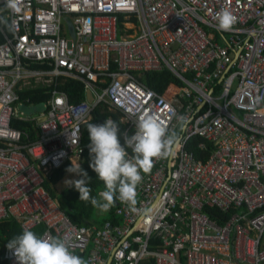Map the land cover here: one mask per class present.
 <instances>
[{"label": "built area", "instance_id": "obj_1", "mask_svg": "<svg viewBox=\"0 0 264 264\" xmlns=\"http://www.w3.org/2000/svg\"><path fill=\"white\" fill-rule=\"evenodd\" d=\"M3 8L0 221L15 219L26 232L44 224L41 244L57 245V254L33 260L9 246L7 264H77L84 252V264L110 255L111 264L264 263V0H0ZM37 62L50 68L33 69ZM163 69L181 84L158 93L137 79ZM58 77L81 82L84 101L52 90L38 118L20 112L36 105L18 90ZM102 104L121 113L125 145L153 169L115 200L120 224L77 226L44 179L84 161L91 146L81 126ZM14 121L31 124L37 140ZM97 127L108 143L98 152L119 151L111 118ZM193 136L213 143L207 159L185 148ZM123 155V166L136 168ZM209 209L230 217L220 225Z\"/></svg>", "mask_w": 264, "mask_h": 264}, {"label": "trees", "instance_id": "obj_2", "mask_svg": "<svg viewBox=\"0 0 264 264\" xmlns=\"http://www.w3.org/2000/svg\"><path fill=\"white\" fill-rule=\"evenodd\" d=\"M3 10L4 12L0 14V28L5 33H10L8 20L4 17L5 8ZM119 29H123L121 22ZM0 42H2L1 35ZM31 67L33 69L50 68L47 63L38 62ZM112 69H115V66ZM136 75L141 84L158 93H163L171 83L181 84L180 79L167 69L156 72H140ZM52 90L65 93L70 104L77 105L84 101L83 84L68 77H58L51 85L38 84L34 87H24L18 90V94L21 102L39 105L48 102ZM108 118H111L116 126L114 138L121 148L116 152L107 149L105 153L100 154L95 145L98 144V149L104 151L108 147V143L105 142L107 140L106 132L98 128L97 124L105 122ZM12 127L28 134L30 140H37V131L31 124L14 121ZM125 129L126 125L121 121V113L113 111L107 104H102L92 112L90 120L81 126V142L83 145H90L91 150L85 152L84 161L75 170L76 176L63 190H57L56 185L65 175L73 171V167L69 163L52 170L45 177L44 188L73 224L86 227L96 226L97 228H100L105 222H110L112 225L120 224L121 218L114 213L115 200L128 197L135 190L138 174L152 171L153 166L150 160L144 159L125 145L122 137ZM203 142L206 146L204 150L199 148ZM185 148L192 151L197 158L207 159L214 147L213 143L193 136L187 140ZM124 150L131 156L136 168L123 166ZM101 192L106 196L101 195ZM106 206L109 207L106 208ZM205 212L211 219L217 220L220 225H223L230 217V213L221 214L210 209ZM45 228L46 226L41 224L26 232L22 229L20 222L15 219L0 221V264H7V261L2 259L3 250L12 245L19 246L30 260L46 259L57 254L55 243L46 247L40 242V236ZM86 254L87 252H84L79 255L77 264H84Z\"/></svg>", "mask_w": 264, "mask_h": 264}, {"label": "water", "instance_id": "obj_3", "mask_svg": "<svg viewBox=\"0 0 264 264\" xmlns=\"http://www.w3.org/2000/svg\"><path fill=\"white\" fill-rule=\"evenodd\" d=\"M67 28H68V31H69V35L71 37H74L73 31H72V27H71V25L69 23L67 24ZM85 99L87 100L88 103H91L92 97H91V93L89 91H86ZM19 109H20V112L23 113L25 116L31 117L34 114L43 113L45 111V105L44 104H39L37 106H32V107H28L26 105H21ZM115 205H116V203H115ZM111 260H112V257L110 255L109 258H108L107 264H111Z\"/></svg>", "mask_w": 264, "mask_h": 264}, {"label": "rangeland", "instance_id": "obj_4", "mask_svg": "<svg viewBox=\"0 0 264 264\" xmlns=\"http://www.w3.org/2000/svg\"><path fill=\"white\" fill-rule=\"evenodd\" d=\"M35 85L33 86H30V87H34ZM39 116L37 115H34L33 118H38ZM100 151V150H99ZM103 152V151H102ZM75 177V171H72L71 173H69L68 175H65L61 180H59L57 182V185H56V189L57 190H63L68 184L69 182ZM264 264V263H263Z\"/></svg>", "mask_w": 264, "mask_h": 264}, {"label": "crops", "instance_id": "obj_5", "mask_svg": "<svg viewBox=\"0 0 264 264\" xmlns=\"http://www.w3.org/2000/svg\"><path fill=\"white\" fill-rule=\"evenodd\" d=\"M37 85H38V84H37ZM42 85H43V84H42ZM23 88H24V87H22L21 89H23ZM21 89H20V90H21ZM106 142H107V141H106ZM102 143H104V142H102ZM75 170H76V169L73 168V171H75ZM70 173H71V172H70ZM75 176H76V172H75ZM101 193H103V192H101ZM101 193H100V194H101ZM104 194H105V193H104ZM108 207H109V206H108ZM106 208H107V206H106ZM2 259H3V254H2ZM3 260H4V259H3Z\"/></svg>", "mask_w": 264, "mask_h": 264}, {"label": "clouds", "instance_id": "obj_6", "mask_svg": "<svg viewBox=\"0 0 264 264\" xmlns=\"http://www.w3.org/2000/svg\"><path fill=\"white\" fill-rule=\"evenodd\" d=\"M42 104H44V103H42ZM36 106H37V105H36ZM106 141H107V140H106ZM106 141H105V142H106ZM95 148L97 149V151H99V149H98V144L95 145Z\"/></svg>", "mask_w": 264, "mask_h": 264}]
</instances>
